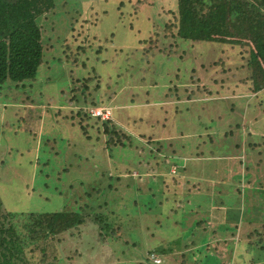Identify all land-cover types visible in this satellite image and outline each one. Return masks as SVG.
<instances>
[{"label": "rangeland", "instance_id": "rangeland-1", "mask_svg": "<svg viewBox=\"0 0 264 264\" xmlns=\"http://www.w3.org/2000/svg\"><path fill=\"white\" fill-rule=\"evenodd\" d=\"M58 1L67 19L56 16L59 32L51 14L40 20L44 49L63 60L64 76L43 65L33 87H0V213L19 224L21 212L86 204L111 215L116 231L107 238L88 219L39 248L34 240L27 264H264V90L247 80L249 38L222 49L184 38L178 0H145L138 12L143 0ZM84 86L88 102L124 104L120 114L80 109L75 89ZM102 109L111 115L96 120Z\"/></svg>", "mask_w": 264, "mask_h": 264}, {"label": "trees", "instance_id": "trees-1", "mask_svg": "<svg viewBox=\"0 0 264 264\" xmlns=\"http://www.w3.org/2000/svg\"><path fill=\"white\" fill-rule=\"evenodd\" d=\"M254 1L255 4L246 0H178V23L179 31L184 32L181 36L186 39L209 43L215 49H222L225 43L230 42L233 44L230 41L233 38L238 40L245 37L249 38L253 44V50L249 51V67L253 71L252 79L247 80H251L252 90L262 91L264 90V21H262L264 15L260 8H263L262 11H264V0ZM58 2V0H0V87L5 86L7 83L21 84L20 89L25 84L33 87L34 82L42 76L43 68L45 67L43 65H47L45 69L48 67L49 70L46 71H50L55 77H59L60 73L64 76L62 71L63 60L52 52L48 54L47 51L46 53L44 49L43 39L46 31L43 23H41L42 20H40V18L45 19V23H49L48 16L51 14V18H53V28L51 29H54L55 25H58V28H62L63 24L57 21L60 15L55 12L56 8H58ZM144 2L145 0L136 4L137 12V9ZM65 6H67V2L63 3L61 7ZM230 15H234L235 20H230ZM60 18L67 21L66 18ZM76 23L84 24L79 20H76ZM66 26H68L67 30L70 36L75 37L74 31H71L73 24ZM62 31L64 30L62 29ZM55 32L59 31L56 30ZM95 44L96 52L104 50L101 39H97ZM80 49L84 50L83 47H80ZM46 55L53 56L49 59V64L46 63ZM74 59H77V57ZM51 62H54L52 66L55 71L51 67ZM117 84L120 85V81ZM166 90L169 91L170 89ZM87 91L88 88L86 86L79 90L75 89V92L83 97L79 99L77 96L73 101L74 104H78L80 109L108 106L112 110V115L120 114V107L124 104L115 100L109 102V99L99 100L100 102L97 103V98L88 102ZM25 93L24 91L23 94ZM127 102L130 104L132 101L129 99ZM116 111L118 112L116 113ZM80 114L85 119L86 116L90 117L88 111H81ZM96 120L99 119L96 118ZM107 124H111V121L104 122L105 132L109 134L108 141L110 144H115L113 136L117 137V134L112 130L113 127H106ZM247 136L252 135L249 132ZM118 138L119 136L116 139ZM127 141H130L129 138H127ZM121 144L125 146V144ZM250 144L251 146L254 145L253 143ZM177 161L176 163L174 161V164L179 166L178 172H180L182 171L180 168L183 165V161L181 159ZM110 189V183L100 189L101 198H104ZM148 200L150 204L155 203L150 196H148ZM98 201V199L95 200L96 203ZM103 204L107 207L112 205L111 200H107ZM172 206L171 203H168L167 208L174 214L179 212L172 209ZM84 207L88 211L85 208H77L71 211H66L63 208L56 213L21 212L24 215L22 223L19 224L11 222L15 213L11 215L10 213H7V215L6 213H0V264H18L19 261L27 264L28 260L24 258L25 250L27 246L34 243V240L37 241L39 248V243L45 241L47 235L55 237L73 228L84 226L87 224L88 219L90 221L92 219L94 223L99 225L105 237L112 238L115 236L116 230H113L110 220L111 215L96 213L92 205L87 206L85 204ZM92 210L94 211L93 213ZM21 214L18 215L20 218ZM259 221L260 218L256 220V222ZM260 224L264 228V221H261ZM168 227V225L166 227L162 226L161 230H167ZM19 230H26L28 236L26 233L21 234ZM175 242L179 243V240ZM156 252L160 253L162 251L156 250ZM32 258L28 264H32Z\"/></svg>", "mask_w": 264, "mask_h": 264}, {"label": "built area", "instance_id": "built-area-1", "mask_svg": "<svg viewBox=\"0 0 264 264\" xmlns=\"http://www.w3.org/2000/svg\"><path fill=\"white\" fill-rule=\"evenodd\" d=\"M103 111H106V112H107V116H110V111H107V110H105V109H102L101 111L97 110L96 112H94L96 116L94 115V113H92V116H93V117H99V118L101 117V118H102V117L104 116V115L102 114ZM101 118H100V119H101ZM102 119H103V118H102ZM106 120H107V119H106Z\"/></svg>", "mask_w": 264, "mask_h": 264}, {"label": "crops", "instance_id": "crops-1", "mask_svg": "<svg viewBox=\"0 0 264 264\" xmlns=\"http://www.w3.org/2000/svg\"><path fill=\"white\" fill-rule=\"evenodd\" d=\"M255 92V91H254ZM257 92H259V91H257ZM199 164V163H198ZM192 166H194V165H192ZM195 167V166H194ZM179 173V172H178Z\"/></svg>", "mask_w": 264, "mask_h": 264}, {"label": "clouds", "instance_id": "clouds-1", "mask_svg": "<svg viewBox=\"0 0 264 264\" xmlns=\"http://www.w3.org/2000/svg\"><path fill=\"white\" fill-rule=\"evenodd\" d=\"M94 108H96V107H94ZM110 115H111V113H110ZM97 118H99V117H97ZM109 120V119H108Z\"/></svg>", "mask_w": 264, "mask_h": 264}]
</instances>
